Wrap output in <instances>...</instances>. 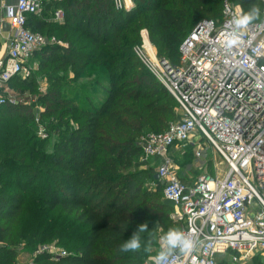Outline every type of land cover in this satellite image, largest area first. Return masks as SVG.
<instances>
[{
	"label": "trees",
	"instance_id": "1",
	"mask_svg": "<svg viewBox=\"0 0 264 264\" xmlns=\"http://www.w3.org/2000/svg\"><path fill=\"white\" fill-rule=\"evenodd\" d=\"M232 1L245 11L253 3ZM131 2V9L116 10L112 0H51L40 15L28 16L32 32L47 29L66 46L45 47L32 58L50 71L51 89L38 97L45 138L31 132L28 108L0 107V264H15L22 243L54 242L66 256L40 254L34 264H141L151 250H120L140 224L148 226L141 236L151 249L169 228L182 230L158 181L136 172L142 134L162 133L182 116L133 49L145 33L157 58L177 65L192 21L220 19L223 0ZM58 9L62 23L52 21ZM143 178L155 188L144 187Z\"/></svg>",
	"mask_w": 264,
	"mask_h": 264
},
{
	"label": "built area",
	"instance_id": "2",
	"mask_svg": "<svg viewBox=\"0 0 264 264\" xmlns=\"http://www.w3.org/2000/svg\"><path fill=\"white\" fill-rule=\"evenodd\" d=\"M44 1L16 0L6 8L11 38L0 57V107L14 103L3 92L10 81L30 74L35 53L65 46L27 27L28 16L40 15ZM112 1L116 10L132 8L126 0ZM235 14L237 8L225 3L220 19L199 23L179 47L177 65L151 58L144 46L133 49L182 116L164 132L139 139L142 157L157 161L155 175L163 200L176 211L173 219L197 242L190 254L174 252L166 264L264 262V17L241 30L242 43L226 48ZM63 20V11L56 10L52 21ZM188 145L195 146L196 159L211 150L223 174L202 173L192 184L182 183L171 150L183 153ZM42 251L51 260L66 256L53 247ZM143 264L152 262L148 257Z\"/></svg>",
	"mask_w": 264,
	"mask_h": 264
},
{
	"label": "rangeland",
	"instance_id": "3",
	"mask_svg": "<svg viewBox=\"0 0 264 264\" xmlns=\"http://www.w3.org/2000/svg\"><path fill=\"white\" fill-rule=\"evenodd\" d=\"M45 1H51V0H45ZM128 3H131V0H126ZM229 5L231 8L235 9L237 8L238 4L232 0H223L222 4L219 6L220 11L223 10L224 4ZM222 9V10H221ZM222 15V12H221ZM208 19H211V17L208 16H202L201 18H198L197 20L192 21V25L189 26V33H191L195 26L202 21H206ZM43 35H47V32L45 29H43ZM188 33V35H189ZM187 35V36H188ZM185 37V39L187 38ZM141 46H144L145 53L150 56L151 58H154L156 56V51L154 47L150 44L148 41V38L145 33H142L141 35ZM184 39V40H185ZM86 42H81L78 46H85ZM64 45V44H63ZM66 46V45H65ZM64 46V47H65ZM74 47V46H73ZM136 57V56H135ZM137 58V57H136ZM28 65L30 66V74L28 76H20L17 81L14 82V85L10 86L11 88L7 87V89L3 92V96L14 101L13 104H9L13 107H24L28 108V112L30 115V130L38 138H45L47 136V133H45V124L47 123V120H44V118L40 117V113L42 112L41 105L38 104V97L44 95L47 91L51 89L49 84L46 81V73H49L50 71H42L38 67V62L36 60H30ZM143 66V65H142ZM144 67V66H143ZM145 68V67H144ZM146 69V68H145ZM146 71L152 75L147 69ZM153 76V75H152ZM154 77V76H153ZM154 79H156L154 77ZM157 80V79H156ZM8 108V107H7ZM4 110V109H2ZM180 108L176 110L177 112V119L179 120V112ZM169 124H172L169 123ZM39 133H42L41 136H39ZM152 132L146 130L141 137L146 136L148 134H151ZM49 135V134H48ZM51 135V134H50ZM43 136V137H42ZM51 137V136H49ZM55 138L51 137L49 140L50 142L53 141ZM188 149V150H187ZM183 153H178L179 156L183 155L182 158H176L175 163L179 167V169H182V165H187L189 163L193 162V148H187ZM195 159V158H194ZM198 161H201L199 163L204 168L205 172L211 176L215 175H222L225 171V168L223 167L220 159L213 154L211 150H204L202 157ZM202 169V168H201ZM156 170V165L149 160L144 159L142 156H139L138 159H136V172H142L147 174L148 176L154 177ZM207 170V172H206ZM141 178V177H140ZM144 187L147 189H154L155 185L152 183V178H143ZM175 209L172 207L170 209V219L174 220L173 217L175 216ZM175 221V220H174ZM160 240L157 239L156 247L152 248L150 251V255L147 256L143 262L150 256L155 255L158 249L160 248ZM45 247L46 250H49L51 247H53L56 252H62L63 249L61 247H58L54 243L50 244H44V245H36L34 247H28L25 246L24 243L20 245L19 248H17V258L15 260V264H34V259L39 255V253H42V249ZM143 262L141 264H143ZM250 264V263H248Z\"/></svg>",
	"mask_w": 264,
	"mask_h": 264
},
{
	"label": "clouds",
	"instance_id": "4",
	"mask_svg": "<svg viewBox=\"0 0 264 264\" xmlns=\"http://www.w3.org/2000/svg\"><path fill=\"white\" fill-rule=\"evenodd\" d=\"M264 17V0H253L251 7L244 10L237 6V14L232 15L229 23L232 31L227 34L225 47L230 48L242 43L241 30H245L253 22ZM209 28L212 27V22H208ZM147 224H140L131 236L124 240L120 245L122 252L136 253L142 247L144 251H150V246L142 239L141 233L147 230ZM156 237L153 235L152 239ZM160 248L155 255L149 257L152 264H166L171 254L179 252L182 254H190L196 247L197 242L188 236L184 231L178 228H169L163 235L159 236Z\"/></svg>",
	"mask_w": 264,
	"mask_h": 264
},
{
	"label": "crops",
	"instance_id": "5",
	"mask_svg": "<svg viewBox=\"0 0 264 264\" xmlns=\"http://www.w3.org/2000/svg\"><path fill=\"white\" fill-rule=\"evenodd\" d=\"M15 3H16V0H0V57L5 56V54L7 53L8 43L11 38V28L9 25V21L6 18V8L10 6H14ZM191 147L193 148V152H194L195 146L193 145H188L186 149L191 148ZM178 153L180 152L171 150V156H172V159L174 160V163H175L176 158H182L183 156V155L179 156ZM194 158H193L192 163H189L187 165H182L183 166L182 169H179V167L175 163V165L178 168V173H177L178 178L185 185L192 184L196 180L197 176L205 172L202 165L199 164L201 163V161H198L199 159H196V158L194 159ZM152 163L155 164L157 163V161H152Z\"/></svg>",
	"mask_w": 264,
	"mask_h": 264
},
{
	"label": "water",
	"instance_id": "6",
	"mask_svg": "<svg viewBox=\"0 0 264 264\" xmlns=\"http://www.w3.org/2000/svg\"><path fill=\"white\" fill-rule=\"evenodd\" d=\"M198 27L195 28V30H197ZM154 180L155 181H158V176L157 175H154Z\"/></svg>",
	"mask_w": 264,
	"mask_h": 264
}]
</instances>
